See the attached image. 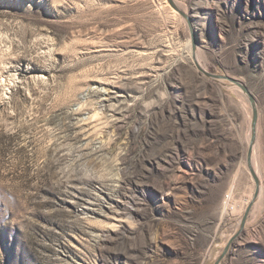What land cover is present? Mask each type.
I'll return each instance as SVG.
<instances>
[{"label": "rangeland", "instance_id": "1", "mask_svg": "<svg viewBox=\"0 0 264 264\" xmlns=\"http://www.w3.org/2000/svg\"><path fill=\"white\" fill-rule=\"evenodd\" d=\"M173 1L0 0V264H264V0Z\"/></svg>", "mask_w": 264, "mask_h": 264}, {"label": "water", "instance_id": "2", "mask_svg": "<svg viewBox=\"0 0 264 264\" xmlns=\"http://www.w3.org/2000/svg\"><path fill=\"white\" fill-rule=\"evenodd\" d=\"M171 4L183 15L185 16L187 19H188V16L186 15L185 12H183V10H181L175 3L173 0H170ZM198 68L200 69V71L205 74L207 77H209L210 79H227V80H230L232 81L235 85H237L238 87H240L247 95L248 97L250 98L252 104H253V120H252V140H251V143H250V148H249V152H248V165L250 167V170L251 172L253 173L255 179H256V182H257V192H256V195L258 194V190H259V180L255 174V171L253 169V166H252V153H253V145L255 143V139H256V124H257V119H258V112H257V108H256V104H255V101L253 99V97L248 93L247 89L245 86H243L242 83H240L239 81L235 80V79H232V78H229L228 76H222V75H215V74H211L207 71H205L199 64H197ZM249 209V208H248ZM248 211V210H247ZM243 223V222H242ZM243 225V224H242ZM224 255V254H223ZM223 255H221L220 257H218V259L216 260L215 264H220L221 263V260H222V257Z\"/></svg>", "mask_w": 264, "mask_h": 264}, {"label": "bare ground", "instance_id": "3", "mask_svg": "<svg viewBox=\"0 0 264 264\" xmlns=\"http://www.w3.org/2000/svg\"><path fill=\"white\" fill-rule=\"evenodd\" d=\"M199 60V59H198ZM197 64H199L200 65V63L197 61ZM201 66V65H200ZM202 67V66H201ZM203 68V67H202ZM205 70V69H204ZM251 140H252V134H251V136H250V143H251ZM257 173V172H256ZM252 175H253V173H251ZM253 177H254V175H253ZM254 179H255V177H254ZM255 181H256V179H255Z\"/></svg>", "mask_w": 264, "mask_h": 264}]
</instances>
